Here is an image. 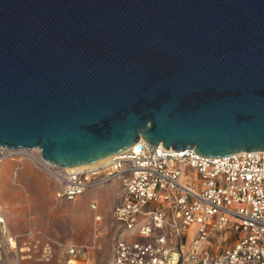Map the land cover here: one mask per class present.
<instances>
[{
  "label": "water",
  "instance_id": "1",
  "mask_svg": "<svg viewBox=\"0 0 264 264\" xmlns=\"http://www.w3.org/2000/svg\"><path fill=\"white\" fill-rule=\"evenodd\" d=\"M141 138L264 150V0H0V147L74 168Z\"/></svg>",
  "mask_w": 264,
  "mask_h": 264
},
{
  "label": "built area",
  "instance_id": "2",
  "mask_svg": "<svg viewBox=\"0 0 264 264\" xmlns=\"http://www.w3.org/2000/svg\"><path fill=\"white\" fill-rule=\"evenodd\" d=\"M8 159L36 164L67 200L119 180L113 264H264V150L207 157L141 138L97 166L64 168L39 148L0 147V162ZM89 207L101 222L98 200Z\"/></svg>",
  "mask_w": 264,
  "mask_h": 264
},
{
  "label": "rangeland",
  "instance_id": "3",
  "mask_svg": "<svg viewBox=\"0 0 264 264\" xmlns=\"http://www.w3.org/2000/svg\"><path fill=\"white\" fill-rule=\"evenodd\" d=\"M57 189V182L30 160L0 162V264H113L120 181L76 200L57 197ZM93 199L103 213L99 223L89 207ZM67 243L82 253L69 256Z\"/></svg>",
  "mask_w": 264,
  "mask_h": 264
},
{
  "label": "bare ground",
  "instance_id": "4",
  "mask_svg": "<svg viewBox=\"0 0 264 264\" xmlns=\"http://www.w3.org/2000/svg\"><path fill=\"white\" fill-rule=\"evenodd\" d=\"M109 159V157H107V158H104V159H101V160H99V161H97V162H95V163H92V164H89L90 166H97V165H99V164H102V163H105L107 160ZM85 167V165H82V166H79V167H77V168H84ZM4 221V219L0 216V222H3ZM15 242L13 241V244H14Z\"/></svg>",
  "mask_w": 264,
  "mask_h": 264
},
{
  "label": "crops",
  "instance_id": "5",
  "mask_svg": "<svg viewBox=\"0 0 264 264\" xmlns=\"http://www.w3.org/2000/svg\"><path fill=\"white\" fill-rule=\"evenodd\" d=\"M120 185H121V183H120ZM120 190H121L120 195H122V193H123V192H122V188H121ZM96 200H98V199H96ZM102 214H103V213H102Z\"/></svg>",
  "mask_w": 264,
  "mask_h": 264
}]
</instances>
